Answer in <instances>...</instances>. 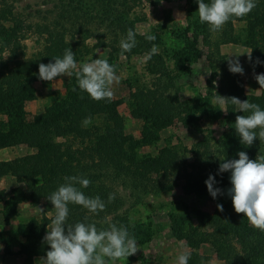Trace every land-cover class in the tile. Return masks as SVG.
<instances>
[{"label": "trees", "instance_id": "trees-1", "mask_svg": "<svg viewBox=\"0 0 264 264\" xmlns=\"http://www.w3.org/2000/svg\"><path fill=\"white\" fill-rule=\"evenodd\" d=\"M15 1L0 0V149L24 145L28 151L11 159L0 160V177H12L17 185L11 188L8 200H3L0 194V213L8 220L16 213L20 203L42 207L41 222H29L25 240L21 243V251L26 254L24 264H33V258L45 257L50 250L43 237L55 209L46 197L64 183L65 176L82 175L88 178L91 183L82 191L90 197L99 196L106 204L99 214H93L80 205L69 204V222L83 221L87 216L89 223H95L98 229H106L113 223L129 225L128 211L122 208L124 201L114 191V184L129 188L128 196L138 198L142 193L161 187L170 177L181 176L186 170L179 161L176 147L163 146L154 155L147 156L133 152L128 146L131 136L124 134L122 118L116 110L117 101L91 99L88 93L79 89L75 75L65 79L64 94L58 93L41 112L29 118L24 107L26 101L35 98L33 84L48 82L38 78L39 64L54 63V57H62L67 48L73 51V44L77 42L71 41L77 36L81 41L93 37L96 48L122 54L118 46L121 39L126 38L128 29L134 31L127 14L140 0H39L33 13L16 11ZM25 8L32 6L27 4ZM31 15L39 19L30 20ZM242 19L246 24L241 32H237L232 21ZM201 27L204 41L211 48L208 57L212 62V74L208 81L211 82L219 69L226 86L221 84L215 94L249 100L264 109V88L258 95L241 94L234 82L235 74L227 73L228 62L219 54L220 44L242 41L250 48L253 68L264 73V63H256L257 58L264 62V0H258L257 7L246 16L232 17L214 41L210 40L209 27ZM29 32L35 34L40 45L32 55L26 54L23 42ZM146 34L136 32V47L123 54L134 52L149 55L158 40L147 41ZM146 64V70L153 78L149 87L130 94L131 116L142 120L141 127L143 133L148 135L145 137L147 142L158 139L156 133L174 119H180L185 125L189 119L190 126L201 136L196 143L198 149L193 163L189 166L193 170L201 169L207 179L209 170L215 168L208 139L202 136L188 103L179 99L177 89L170 93L175 84L168 74L162 54L157 52L151 59L147 56ZM73 88H76L75 92ZM227 104L229 125L222 134L223 144L227 147L230 145L234 152L245 151L249 154L251 149L253 152H257L256 149L263 152L264 141H260L259 137L250 150L240 143L234 123L236 116L244 113L236 110L230 102ZM86 117L92 120L88 126L83 124ZM149 126L151 130L148 131ZM200 172L196 175L188 173L184 177L188 182L191 179L198 182L203 177V172ZM110 193L116 196L109 203ZM48 213L52 215L49 217ZM231 218H210L211 232L198 228L177 232L191 247L209 243L224 264H264V241L260 242V236L257 237L247 224ZM151 231V222H148L147 233L140 243L150 240ZM235 243L241 245V252L237 251ZM199 259V255L195 254L189 264H196Z\"/></svg>", "mask_w": 264, "mask_h": 264}, {"label": "rangeland", "instance_id": "rangeland-1", "mask_svg": "<svg viewBox=\"0 0 264 264\" xmlns=\"http://www.w3.org/2000/svg\"><path fill=\"white\" fill-rule=\"evenodd\" d=\"M38 1L17 0L13 3L16 11L33 13V10L37 8ZM208 2L210 0H205V3ZM27 4H30L32 8L26 9ZM127 17L130 20L129 25L138 34L144 35L150 32L156 36L158 40L156 47L164 57L168 74L171 75L175 84L170 89V93L177 89L179 99L188 103L193 117L202 130V136L208 139L211 147L209 151H211L215 168L206 171L209 170V174L215 177L217 183L214 187H219L223 194L218 195L215 199L209 194L205 184L206 173L199 168L198 171L203 172L201 174L203 177L198 182L195 179L188 182L184 177L188 173H193V175L198 173L197 169L193 170L189 164L193 163L195 152L198 149L196 143L201 139V136L190 126L189 119L185 121L186 125L180 119H174L156 133L158 139L147 142L145 137L148 135L142 131V120L131 116L130 94L138 89L149 87L153 78L146 70L148 54L131 52L125 55L120 52H109L106 48H96L94 45L96 41L93 37L81 41L77 36L71 42H77V44H73V52L78 68L92 59H107L110 64L116 65L119 83H113L111 86L114 93L112 100L117 101L116 110L122 118L124 134L131 136L128 146L132 151L139 156H147L154 155L163 146L176 147L179 161L186 170L181 176L170 177L169 181L165 180L161 187L142 193L143 195L138 198L128 196L130 190L122 184L113 185L116 189L114 191L122 196L124 201L122 208L128 211L129 225L127 228L130 234L135 237L139 248L127 260L113 262L106 258L107 264H177V258L183 252H190L191 258L195 254L199 255L198 264H224L217 258L209 243H201L197 248L191 247L178 234L181 231L186 232L189 228L211 232L212 221L210 218L223 219L227 216L232 217L231 220H239L243 224H247L252 232L257 234V237L260 236L259 241H264V232L254 228L243 213H236L231 197L225 194L232 186L230 171L218 173L220 158L239 159V152H234L230 145L227 147L222 142V134L229 125L228 104L225 105L227 112L222 111L219 104L212 105L214 97L218 95L215 92L221 84L224 85V81L219 69L211 82L208 81L212 74V62L208 57L211 48L204 41V32L201 26L209 27V25L199 21L197 0H163L162 3L160 0H140L127 14ZM29 19L35 21L39 18L36 15H31ZM232 22L237 32H241L246 24L243 19ZM218 33L209 32L210 40L214 41ZM26 36V39L23 40L26 45L25 51L27 55H32L40 45L37 43L34 33L29 32ZM118 46L120 48V45ZM249 51L250 48L242 41L219 45V54L223 55L227 62L230 58H237L235 53H241L238 59L244 69V74L234 75V82L239 86L241 94L258 95L262 88L254 75L261 73L253 68L252 62L249 61L246 53ZM197 52L199 56L196 57ZM67 77L64 75L54 78L53 81H38L33 84L35 98L24 103L29 118L33 114L41 112L49 102L58 96V93L64 94V81ZM149 130H151L150 126ZM244 148L250 150L251 146H244ZM251 150L248 156L252 160H255L257 156H264L262 150L256 149L257 152ZM27 151L24 145L0 149V160L11 159L23 155ZM13 187H17L14 178L0 177V194L3 200H8ZM217 204L223 205V211L218 210ZM41 209V206L20 203L16 213L11 215L8 220H5L0 213V264H24L26 254L21 251V243L25 240L29 222L34 221L36 224L41 222ZM51 215L52 213H48L47 216ZM148 222H151V238L149 241L140 243L147 233ZM48 226H51V222L47 225L45 234ZM238 243H235V247L238 252H241L242 248ZM32 262L41 264L40 257L33 258Z\"/></svg>", "mask_w": 264, "mask_h": 264}, {"label": "clouds", "instance_id": "clouds-1", "mask_svg": "<svg viewBox=\"0 0 264 264\" xmlns=\"http://www.w3.org/2000/svg\"><path fill=\"white\" fill-rule=\"evenodd\" d=\"M257 2L258 0H210L205 3V0H197L199 21L207 23L211 33H217L223 30L232 17L239 18L249 14L257 7ZM145 39L155 41L156 36L148 32ZM136 44V32L130 28L126 38L120 41L122 54L130 52ZM157 52V47L153 45L148 59ZM246 53L251 61V51ZM235 54L236 59H228V69L233 74L243 75L244 69L238 59L241 53ZM54 61L39 64V79L53 81L64 75H75L79 89L88 93L91 99L111 101L114 95L111 86L119 83L116 65L110 64L107 59H92L78 68L75 53L70 48L64 50L62 57H54ZM256 63L264 62L257 58ZM254 78L260 88H264V73L255 74ZM228 102L244 113L237 115L234 123L240 143L251 146L257 137L264 141V109L249 100L241 101L235 96L225 97L219 94L214 97L212 105L219 104L220 109L227 112L225 105ZM91 123V117H86L83 121L84 126ZM238 156L239 159L220 158L218 173L230 171L232 186L227 194L232 199L235 212L243 213L254 228L264 232V156H257L252 160L245 151H239ZM63 180L64 183L46 197L52 203L55 215L43 237V242L50 246V250L45 257H40L41 264H107L106 258L114 262L127 260L130 255L135 254L139 247L135 237L124 225L113 223L106 229H98L95 223L88 222L87 216L83 221L69 222V204L80 205L93 214L103 211L106 204L99 196L90 197L82 191L91 183L88 178L71 175L65 176ZM216 183L211 174L205 180L208 192L214 199L223 194L219 187H214ZM115 196V193H110L108 202H112ZM217 208L223 211L222 204H217ZM190 258V252H183L178 256L177 264H189Z\"/></svg>", "mask_w": 264, "mask_h": 264}]
</instances>
